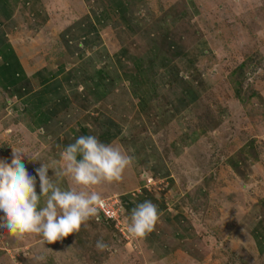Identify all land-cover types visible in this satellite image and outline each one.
<instances>
[{"label": "rangeland", "instance_id": "obj_1", "mask_svg": "<svg viewBox=\"0 0 264 264\" xmlns=\"http://www.w3.org/2000/svg\"><path fill=\"white\" fill-rule=\"evenodd\" d=\"M50 1L51 20L29 29L21 40L24 52L66 48L60 33L67 29L72 35L79 22L85 40L93 42L88 51L93 45L96 51L127 50L137 59L119 62L132 73L143 70L149 88L157 84L156 93L142 97H158L150 102L173 116L159 132L169 169L163 176L169 178L137 175L139 191L152 197L161 222L146 237H134L127 230L131 211L123 204L118 221L90 219L78 234L52 244L36 234L17 239L0 229V264H264L253 236L259 221L264 230V0ZM90 25L91 33L84 31ZM240 65L241 79L234 72ZM16 114L0 106V159L8 163L13 149L19 147L24 161L33 155L20 147L35 149L21 129L12 130ZM43 153L34 158L64 167L60 156L55 161ZM53 180L63 189L81 190L68 176ZM103 186L92 190L111 202L138 193L127 187L107 194ZM101 237L109 245L105 251L95 247Z\"/></svg>", "mask_w": 264, "mask_h": 264}, {"label": "crops", "instance_id": "obj_2", "mask_svg": "<svg viewBox=\"0 0 264 264\" xmlns=\"http://www.w3.org/2000/svg\"><path fill=\"white\" fill-rule=\"evenodd\" d=\"M51 7L50 0H0V106L17 113L12 130L15 128L16 133L21 129L24 141L33 140L35 148L25 145L20 149L33 158L43 152V156L48 153L55 161L60 156L58 161L64 164L61 154L69 144L82 135H94L134 157L119 186L103 183L109 190L107 194L124 193L127 187L138 189L136 194L126 192L121 196L129 201V211L145 200L153 202L146 190L139 191L143 183L137 173L169 178L163 176L169 169L160 152L163 143L159 132L165 124L173 122L168 119L173 116L167 117L160 103L158 106L151 103L158 97H149L150 100L142 97L148 91L156 93L157 84L149 88L143 70L132 73L119 62L137 59L127 50L96 51L93 45L88 51L93 42L85 40L84 26L79 22L73 23L72 35L67 29L60 33L66 48L55 53L24 52L22 38L28 35L29 29L51 20ZM119 11L125 10L122 7ZM90 26L84 31L90 32L94 25ZM22 27L27 30H21ZM68 39L78 44L68 45ZM188 93L193 94L189 96L193 99L195 93L190 90ZM152 122L157 126L150 132L148 124ZM30 162L28 159L24 164L35 176V169L45 159L36 160V168ZM36 180L39 183L38 176ZM170 181L173 183L172 177ZM262 224L256 223L253 231L257 253L264 252Z\"/></svg>", "mask_w": 264, "mask_h": 264}, {"label": "clouds", "instance_id": "obj_3", "mask_svg": "<svg viewBox=\"0 0 264 264\" xmlns=\"http://www.w3.org/2000/svg\"><path fill=\"white\" fill-rule=\"evenodd\" d=\"M61 156L63 168L55 169L42 163L35 169V176L29 173L23 162L25 155L16 149H13L10 163L0 159V229H5L17 239L36 234L48 244L62 241L73 233L78 234L90 219L99 220V210L104 207L102 195L92 189L105 182L121 181L134 161L133 156L112 144L101 142L94 135L78 137ZM49 169L54 170L55 177H70L81 190L61 188L53 180L54 176L49 177ZM36 176L39 177V195ZM41 197L46 198L43 204ZM161 215L156 204L145 200L131 210L127 230L134 237L144 238L161 222ZM95 247L98 251H105L109 245L101 237ZM37 259L44 260L45 257L38 256Z\"/></svg>", "mask_w": 264, "mask_h": 264}, {"label": "built area", "instance_id": "obj_4", "mask_svg": "<svg viewBox=\"0 0 264 264\" xmlns=\"http://www.w3.org/2000/svg\"><path fill=\"white\" fill-rule=\"evenodd\" d=\"M103 200H104V207H102L99 210L100 217L106 218L107 220H110V221H118V215H119L118 213L122 214L121 208L123 207V204H126V202L123 201V199H119L116 202L115 201L111 202L109 200L107 201L105 199Z\"/></svg>", "mask_w": 264, "mask_h": 264}, {"label": "trees", "instance_id": "obj_5", "mask_svg": "<svg viewBox=\"0 0 264 264\" xmlns=\"http://www.w3.org/2000/svg\"><path fill=\"white\" fill-rule=\"evenodd\" d=\"M118 10H119V8H118ZM120 10H122V9H120ZM105 20H107V18L106 17H104V20H101V22H103L104 23V21ZM98 21H100V20H98ZM164 36V35H163ZM234 72L236 73V75H237V77L239 78V79H241L242 78V65H240V67H237L235 70H234ZM238 79V80H239ZM150 115V114H149ZM227 162H229L230 164H232V166H235L234 165V163H233V161H232V159H227ZM123 199V198H122ZM123 201H125L126 202V205L128 206L129 205V201L127 200H125V199H123ZM126 206V207H127ZM128 208V207H127ZM99 220H102V218L100 217V215H99ZM107 221H110V220H107ZM263 232V231H262ZM263 238H264V236H263Z\"/></svg>", "mask_w": 264, "mask_h": 264}]
</instances>
